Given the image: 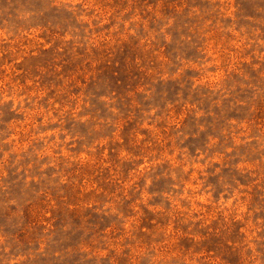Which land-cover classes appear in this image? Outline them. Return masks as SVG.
Here are the masks:
<instances>
[{
  "label": "rangeland",
  "instance_id": "obj_1",
  "mask_svg": "<svg viewBox=\"0 0 264 264\" xmlns=\"http://www.w3.org/2000/svg\"><path fill=\"white\" fill-rule=\"evenodd\" d=\"M0 264H264V0H0Z\"/></svg>",
  "mask_w": 264,
  "mask_h": 264
}]
</instances>
